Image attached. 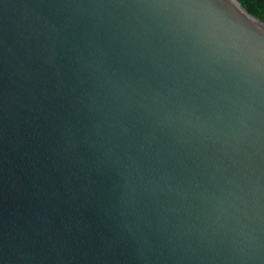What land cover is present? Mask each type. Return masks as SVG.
Listing matches in <instances>:
<instances>
[{"label":"water","instance_id":"1","mask_svg":"<svg viewBox=\"0 0 264 264\" xmlns=\"http://www.w3.org/2000/svg\"><path fill=\"white\" fill-rule=\"evenodd\" d=\"M0 264H264V21L0 0Z\"/></svg>","mask_w":264,"mask_h":264},{"label":"trees","instance_id":"2","mask_svg":"<svg viewBox=\"0 0 264 264\" xmlns=\"http://www.w3.org/2000/svg\"><path fill=\"white\" fill-rule=\"evenodd\" d=\"M238 1L247 11H249L256 17L264 21V0H238Z\"/></svg>","mask_w":264,"mask_h":264}]
</instances>
